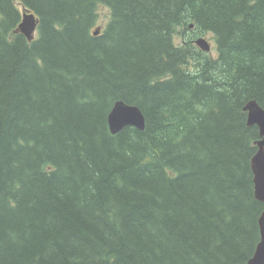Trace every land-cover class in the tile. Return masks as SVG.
Returning <instances> with one entry per match:
<instances>
[{
	"label": "trees",
	"instance_id": "16d2710c",
	"mask_svg": "<svg viewBox=\"0 0 264 264\" xmlns=\"http://www.w3.org/2000/svg\"><path fill=\"white\" fill-rule=\"evenodd\" d=\"M250 100L264 108V0H0V264H248ZM117 101L144 131L111 133Z\"/></svg>",
	"mask_w": 264,
	"mask_h": 264
},
{
	"label": "water",
	"instance_id": "95a60500",
	"mask_svg": "<svg viewBox=\"0 0 264 264\" xmlns=\"http://www.w3.org/2000/svg\"><path fill=\"white\" fill-rule=\"evenodd\" d=\"M39 26V20L32 12L24 11L18 32L23 34L29 42L35 39V33ZM101 28H98L94 35L98 36ZM195 45L202 51L210 53L211 44L207 38L203 37L195 41ZM244 110L248 114L247 124L257 126L260 139L256 142L257 153L251 161V168L254 175L255 196L264 205V108L257 101L251 100L247 103ZM109 128L113 135L118 134L127 127H135L139 131L146 128V118L141 109L135 105L126 104L123 101L115 103L108 117ZM261 241L248 264H264V211L259 218Z\"/></svg>",
	"mask_w": 264,
	"mask_h": 264
},
{
	"label": "rangeland",
	"instance_id": "374dc122",
	"mask_svg": "<svg viewBox=\"0 0 264 264\" xmlns=\"http://www.w3.org/2000/svg\"><path fill=\"white\" fill-rule=\"evenodd\" d=\"M23 12H24V10H23ZM100 13H101V18H100V21L98 23L99 24L98 26L101 27V28H103V26L107 22V17L110 15V10L106 6H101L100 7ZM35 35L37 36V33ZM177 37H179V40H180V34L177 35ZM207 39H208L209 42H211V44H212V41H213V44H212L213 45V48H212V52L211 53H214V51H215V48H214L215 41L213 40V37L212 36L207 37Z\"/></svg>",
	"mask_w": 264,
	"mask_h": 264
},
{
	"label": "bare ground",
	"instance_id": "6f19581e",
	"mask_svg": "<svg viewBox=\"0 0 264 264\" xmlns=\"http://www.w3.org/2000/svg\"><path fill=\"white\" fill-rule=\"evenodd\" d=\"M117 102H118V101H117ZM117 102H116V103H117ZM123 102H124V101H123ZM114 105H115V104H114ZM113 107H114V106H113ZM112 109H113V108H112ZM111 111H112V110H111ZM245 112H246V111H245ZM110 113H111V112H110ZM108 117H109V116H108ZM257 141H258V140H257Z\"/></svg>",
	"mask_w": 264,
	"mask_h": 264
}]
</instances>
